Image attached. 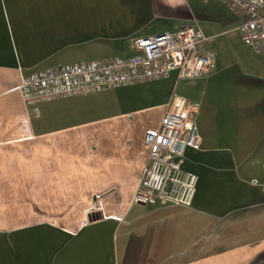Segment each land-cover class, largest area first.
I'll return each instance as SVG.
<instances>
[{
  "label": "crops",
  "instance_id": "crops-1",
  "mask_svg": "<svg viewBox=\"0 0 264 264\" xmlns=\"http://www.w3.org/2000/svg\"><path fill=\"white\" fill-rule=\"evenodd\" d=\"M221 2L0 0V264H264L262 55L217 40L199 77L36 105L19 89L32 73L129 57L137 39L182 26L220 39L241 23L236 12L225 28ZM174 96L196 106L200 143L181 162L197 177L193 199L135 201L144 137Z\"/></svg>",
  "mask_w": 264,
  "mask_h": 264
},
{
  "label": "built area",
  "instance_id": "built-area-1",
  "mask_svg": "<svg viewBox=\"0 0 264 264\" xmlns=\"http://www.w3.org/2000/svg\"><path fill=\"white\" fill-rule=\"evenodd\" d=\"M241 16L242 42L264 57V0H220ZM212 37L196 26H182L135 41L136 53L89 63L63 65L32 73L21 80L20 93L27 105L60 97L149 81L176 73L194 78L214 66ZM196 106L172 97L156 132L146 133L148 158L134 200L141 203L188 206L197 177L181 167L185 149L197 148L200 136L195 123ZM264 169V165H263ZM264 189V175L261 183Z\"/></svg>",
  "mask_w": 264,
  "mask_h": 264
},
{
  "label": "rangeland",
  "instance_id": "rangeland-1",
  "mask_svg": "<svg viewBox=\"0 0 264 264\" xmlns=\"http://www.w3.org/2000/svg\"><path fill=\"white\" fill-rule=\"evenodd\" d=\"M225 5H223L222 2L220 3V7H222V9L225 11L224 16L220 20L225 24V28L229 29L232 26H235L237 24L236 23V22H238L237 13L236 12L230 13L229 9L226 7L227 5L226 6ZM217 40H220V50L222 49V46H224V45L234 46V47H238V48L241 46L244 48L246 47L244 45V43L241 41L239 31L237 29H234V28L225 31V33L220 36V39H215V40L212 39V42L217 41Z\"/></svg>",
  "mask_w": 264,
  "mask_h": 264
},
{
  "label": "trees",
  "instance_id": "trees-1",
  "mask_svg": "<svg viewBox=\"0 0 264 264\" xmlns=\"http://www.w3.org/2000/svg\"><path fill=\"white\" fill-rule=\"evenodd\" d=\"M239 31V30H238ZM241 38V37H240ZM242 41V40H241ZM263 175H264V173H263ZM263 180V179H262Z\"/></svg>",
  "mask_w": 264,
  "mask_h": 264
}]
</instances>
